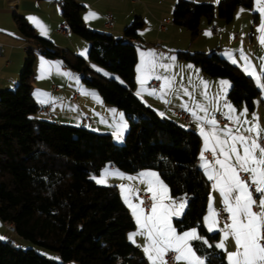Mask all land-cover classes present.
Returning a JSON list of instances; mask_svg holds the SVG:
<instances>
[{
    "label": "trees",
    "instance_id": "trees-1",
    "mask_svg": "<svg viewBox=\"0 0 264 264\" xmlns=\"http://www.w3.org/2000/svg\"><path fill=\"white\" fill-rule=\"evenodd\" d=\"M252 3L177 0L172 22L194 37L202 18L211 23L218 16L229 23L237 7L251 8ZM59 7L71 32L89 41V61L118 78L95 72L86 59L37 36L28 22L14 17L29 49L16 85L0 91V220L12 224L19 236L56 251L61 262L0 239V264H146L142 251L127 239L135 221L117 186L93 179L105 165L128 173L157 171L172 196L188 199L183 214L173 219L177 231L196 227L202 239L192 244L205 264H227L223 250L215 247L218 232L210 233L202 222L210 183L197 163L199 134L160 117L135 93L137 48L129 38L138 36L144 20L136 17L122 37H115L87 26L76 0H60ZM36 53L61 59L80 72L103 101L124 112L128 129L122 144L114 143L107 132L37 116L41 106L31 94ZM177 56L211 77L228 78V99L253 110L260 89L239 67L213 50L177 51Z\"/></svg>",
    "mask_w": 264,
    "mask_h": 264
},
{
    "label": "crops",
    "instance_id": "crops-1",
    "mask_svg": "<svg viewBox=\"0 0 264 264\" xmlns=\"http://www.w3.org/2000/svg\"><path fill=\"white\" fill-rule=\"evenodd\" d=\"M58 1L59 0H0V43L3 45V51L0 54V91L14 87L19 80L20 72L23 68L25 50L22 45L26 40L23 39L17 28L14 19L15 16H19L28 22L33 27L37 36L50 39L57 45L72 47L73 43H79L77 37L70 35L71 32L67 36H64L57 31L59 24L64 22L60 7L57 5ZM76 1L83 6L81 9V17L87 26L95 30L111 33L115 37H122L125 26L130 24L136 17H140L141 19L144 18L146 22L150 21L152 30L151 34H145L142 27L138 30V36L135 37L134 43L139 45L137 47V63L135 67V93L141 91V95L138 97L142 102L150 106L160 117L168 118L184 126L186 124L198 134L200 125H203L206 131H210L212 126L204 121H194L192 116L191 122L187 123L178 116L177 111H186L190 114L192 110H196L199 116H207L208 119H216V114L219 113L225 117L228 115L239 116L241 122L248 120L249 115H242L244 109L247 108L243 104H233L227 97L230 87L224 88L221 85V81H227L229 85H231L228 78L211 77L205 74L198 65L180 59L177 56V51L208 52L213 50L218 56L226 59L237 67H240V69L246 73L243 68L245 67L243 66L244 64H241L245 62V60L240 56L241 53L244 52V47L236 45L232 46V44L225 41L226 39L228 40L231 38L230 29L232 28V25H225L220 20L216 21V19H213L212 22L209 23L207 19L202 18L200 21L199 33L196 36L191 37L190 32L186 27L172 22V11L177 0H156V4L154 5V8L156 9H152V5L150 6L147 2L148 0ZM149 1L150 3L152 2V0ZM192 1H206L217 4L219 0ZM252 6L251 9H253ZM237 9L238 7L236 10ZM90 13L94 15H90ZM255 13L257 15V12ZM108 15L113 18L112 26L110 27L105 26V21ZM30 17H34L36 21L39 22V25L43 26V34L41 32V27L29 19ZM85 17L89 18L85 19ZM211 24L217 25L219 29L218 33L214 34L210 30ZM235 33H238V35L236 36ZM233 35L234 38H240V33L237 31L233 32ZM257 35L260 38L262 33L258 31ZM232 42L240 43L238 39H233ZM244 42L246 43V40H244ZM141 53H144L143 57L141 56ZM149 53H154L155 55H149ZM233 60H236V63H233ZM189 65H191V67H189ZM258 73L261 80L262 78L264 79V72L261 70ZM142 76L152 77L151 79H146V82L143 85V91L139 82ZM156 76L161 77V80H158L160 86L164 82V77H168L169 80L172 81L171 89L167 91L166 95H163V98H161L162 93L160 86L158 89H155L148 85V83L152 79H155ZM55 83L58 84V86L55 85ZM53 85L57 86V88L53 89ZM255 85L257 86V83H255ZM153 89L156 90V95L149 94ZM184 89H187L190 95H186ZM259 89L260 94L258 96H261L262 90L261 88ZM31 94L35 101L41 106V110L37 114L40 118L49 119L54 122L84 126L98 132H109L116 138L117 134H121L122 137H124V134L128 129L124 112L116 106L103 101L100 94L92 87L80 83L77 75L70 72L64 64H61L59 59L47 58L36 53L33 64ZM73 95H75V98L71 100ZM165 101L168 102L166 103ZM261 101L262 103L264 102V95H262ZM185 104L188 105V110H185L183 107ZM197 104L207 109V112L205 113L204 111L197 109ZM226 105H231L232 108L235 109V112L230 113ZM44 106L48 107L47 111L42 109ZM252 111L247 109V112ZM161 113H163V116ZM85 116L91 117L93 123L84 122L83 119ZM124 125H126V127H124ZM224 126L225 125L218 124V130L223 129ZM228 126L236 129L240 128L241 124L231 122V125ZM199 136L201 142L197 163L198 167L207 178L205 170L200 166V153L204 148V139L200 134ZM213 146L214 142L209 145V152H211ZM206 159L209 162H212L214 168L219 170V166L214 164L213 158L209 159L206 157ZM108 166L111 172L116 173L118 170L117 173L122 174L124 177L121 179L122 184L126 186L125 191L122 194V190L119 187L118 190L132 218H135L132 215L131 208L125 202L124 197L127 196L129 201L133 204H140L141 200L139 197L137 198V193L140 190L147 192L146 183L142 182L145 178L141 174L154 172L159 176L158 172L152 169H142L134 173H128L118 169L114 165ZM128 177H131L132 179H128ZM209 183L207 207L211 203L215 209L217 208V212L218 209L223 206L222 197L219 191L213 188L214 181L209 180ZM127 189H131V192L127 191ZM148 193L151 195L150 192ZM169 196L171 200H177V202L180 201V197H174L170 192ZM255 198L258 199V194ZM171 200H166L165 203H171ZM186 200L188 201L187 198ZM187 201L183 212L186 208ZM140 207H142V205H140ZM144 212L146 215L151 214L150 210L148 212L144 210ZM204 217L205 214L203 215L202 222L208 230ZM174 218L177 217H173L172 219ZM218 222L220 223V221ZM228 223H230V220ZM221 224L225 225L223 222H221ZM3 225L6 226V222L3 221ZM192 229L193 228L187 230ZM187 230H184V232ZM223 230L224 226L222 229L215 231L218 232L216 244L223 240ZM131 231L132 230L127 232V239ZM134 232L135 231L132 233ZM137 241H140L139 237L138 240H135V243L132 241L131 243L143 251V247L139 245ZM192 241L189 243L195 251ZM225 249L226 250H223V252L226 260L228 251L235 252L237 250L234 238L231 236L229 237V244H225ZM195 253L198 257L203 259L196 251ZM180 264H184V262H180Z\"/></svg>",
    "mask_w": 264,
    "mask_h": 264
},
{
    "label": "snow or ice",
    "instance_id": "snow-or-ice-1",
    "mask_svg": "<svg viewBox=\"0 0 264 264\" xmlns=\"http://www.w3.org/2000/svg\"><path fill=\"white\" fill-rule=\"evenodd\" d=\"M256 3L259 6L257 10L264 17V5H261V0H256ZM90 15L94 14L90 13ZM88 18L85 17V19ZM29 19L41 27L43 34V26L39 25L34 17ZM257 31L262 33L259 39L261 45L264 46V21H262ZM81 54L84 55V53ZM149 55L155 54L149 53ZM141 56L143 57L144 53H141ZM242 58L247 65L244 71L253 76L258 87L264 90V83H261L260 75L248 63L246 56H242ZM232 62L236 63V60ZM97 70L99 71V69ZM151 78V76L140 78L142 91L146 79ZM155 79L161 80V77L156 76ZM163 80L164 82L160 86L161 98L172 87V81L168 77H164ZM221 85L224 88L230 87L227 81H221ZM184 92L186 95H190L187 89H184ZM149 94L156 95L157 93L153 89ZM136 95L140 96L141 91H138ZM183 107L188 110L187 104ZM226 107L230 113L235 112L231 105H226ZM196 108L205 113L207 112V109L199 104L196 105ZM246 113L247 109H244L242 115ZM161 115L163 116V113ZM190 115L194 121H204L212 126L210 131H206L203 125L199 126V134L204 139V148L200 153V166L205 170L208 180L214 181L213 188L219 191L224 206L223 210L229 214L228 220H230V223L224 225L223 240L217 243L215 247L226 250L224 241L231 236L234 238L237 250L227 253V264H264V130L256 122L258 117L254 115L253 122L250 123L247 120L241 122L239 116L228 115L227 119L230 122L241 124V127L233 129L225 125L223 129L218 130V122L215 118L208 119L207 116H199L196 110H192ZM248 124H250L249 127L243 128V125ZM245 133L249 135H245ZM117 139H122V135L117 134ZM213 142L214 146L211 148V152L214 164L219 166V170L212 166V162H209L204 154ZM242 173L246 174V178L242 177ZM109 175L124 178L122 174L109 172L105 169L99 178L93 177V179L98 184H106ZM141 175L145 178L142 182L146 183V191L151 193V214L146 215L144 209L140 207L144 203L143 200L140 201V204H133L127 196L124 197L140 229L138 232L130 233L128 239L135 243L137 235L146 236L147 243L143 246V252L150 264H168L165 257L169 252L175 253L174 258H171L173 264H180V262H184V264H205L204 260L196 255L189 243L192 240L202 239L197 231L192 229L178 234L177 229L173 226L172 218L181 216L186 198H180L179 202L171 200L167 186L156 173L148 172ZM128 179L132 178L128 177ZM118 187L123 194L126 186L121 184ZM127 191L131 192V189H127ZM253 192L258 194V199L254 198ZM138 195L137 193V198ZM166 200H171V203H165ZM254 207L258 211H254ZM217 217L218 213L210 203L209 213L204 217L208 231L216 229ZM203 243L207 244L208 241L204 240ZM209 247H212V245H209Z\"/></svg>",
    "mask_w": 264,
    "mask_h": 264
},
{
    "label": "rangeland",
    "instance_id": "rangeland-1",
    "mask_svg": "<svg viewBox=\"0 0 264 264\" xmlns=\"http://www.w3.org/2000/svg\"><path fill=\"white\" fill-rule=\"evenodd\" d=\"M155 1L156 0H152V2H151L152 4L150 3L149 0L147 1L150 6L152 5V9H156V8H154V5L156 4ZM57 5L59 6V2L57 3ZM261 5H264V0H261ZM252 7H253V9L246 8V7H243V6L238 7V9L236 10L237 12L235 11L234 17L229 23H226V21L224 19L219 18L218 16H215L214 19H216V21H218V20L222 21L225 25H228V26L232 25V28L230 29L231 38L228 39V40L226 39L225 41L229 42L230 44H232V46L236 45V46L244 47V49H243L244 52L241 53L240 56L241 57L242 56H246L248 58V62L252 66V68H254L255 72L259 75L258 72H260L262 69H264V46H262L261 43L259 42V37L257 35V32H258L257 29L261 25L264 17H262L260 12L257 10L259 6L257 5L256 0H253V6ZM241 9H243V11H241ZM255 12H257L256 17L254 16ZM143 20H145V19L143 18ZM150 24H151L150 21L146 22V20H145V24L143 25V29L145 31V34H147V35L151 34V32H152ZM235 31L240 33V38H234L233 32H235ZM70 35H74V37H77L79 43H73L72 47L60 46V45H57V44L56 45L61 47V48L68 49L69 51H71V52L79 55L80 57L86 59L88 61L87 64L95 72L101 73V74H104V75H105V73H107L106 76H113V77L118 78L115 73L107 71L104 68H102L101 66H99L98 64L89 61V57H88L89 48H90L89 41L85 40L84 38H82V37H80L77 34H74L72 32H71ZM233 39H238V41H240V43H233L232 42ZM243 39L246 40V43L244 42ZM245 44H246V46H245ZM138 46L139 45H136V48ZM81 53H84V55H82ZM55 59H59V58H55ZM59 60L61 61V64H64L61 59H59ZM241 64H244L243 66H245V67L247 66L246 62H243ZM66 67L69 69L70 72L75 73L77 75L80 83L85 84L82 81V74L80 72H78V71H76V70H74V69H72V68H70L68 66H66ZM245 67H243V68H245ZM97 69H99V71ZM261 75H262V73H261ZM251 77L253 78V76H251ZM253 80L255 81L254 78H253ZM261 81H262V83H264V79L263 78H262ZM255 83H256V81H255ZM55 85L58 86V84H56V83H55ZM93 89H95V88H93ZM95 91H97V90L95 89ZM262 95H264L263 90H262L261 96H258L255 99V108H254V110L252 112H247L246 114L249 115L247 121H249L250 123L253 122L252 120H253V116L254 115L256 117H258V121H256V122L259 124L260 128H262V130H264V102L262 103V101H261ZM66 124H68V123H66ZM185 126H187V125L185 124ZM243 126H244L243 128H247V127L250 126V124L243 125ZM90 130H92V129H90ZM126 132H125V134H126ZM107 133H109V132H107ZM245 134L249 135L248 133H245ZM123 138L124 137H122L121 140H118L116 137L112 136V141L114 143H116V144H122ZM105 169H107L109 172H111L109 166L105 165L100 170V173L98 175H96L95 177L99 178L104 173ZM117 172H118V170H117ZM116 184H118V185L122 184V179L119 178V176L109 175V176H107V183L106 184H99V185L105 186V185H116ZM118 185H116L117 188H118ZM180 198H185V197H180ZM212 208L215 211L217 209V208L215 209L213 206H212ZM253 210L254 211H258V209L255 208V207H254ZM208 213H209V206L206 209L205 216H207ZM133 219L135 221V218H133ZM172 222H173V219H172ZM223 226L224 225L221 224V222L220 223L218 222V224L216 226V229L214 231H210V233L218 231L219 229H222ZM135 227L136 228H134L130 233H132L133 231H135V232L140 231L139 226L136 224V222H135ZM193 229H195L197 231L196 227H193ZM187 231H190V230H187ZM177 232H178V234H182L184 231H177ZM197 233H198V231H197ZM136 237H135V240H138V237L140 239V241H137L139 245H141L142 247L146 245V243H147L146 236L137 235ZM0 239H2V240H10V241L14 242L15 246L21 247L22 249L32 248L33 250H35L39 254L47 256V257H49V258H51V259H53V260H55L57 262H61V258H60L59 254L56 251H54V250H52V249H50L48 247L36 244V243H34V242H32V241H30L28 239H25V238L19 236L16 232L8 231L7 227L3 225V221L2 220H0ZM225 244H229V238L225 241ZM227 250H229V249H227ZM142 253L144 254V256H145V258L147 260V257L145 255V253L143 251H142ZM66 264H79V263L74 261V260H69V261L66 262ZM146 264H150V262L147 260Z\"/></svg>",
    "mask_w": 264,
    "mask_h": 264
},
{
    "label": "built area",
    "instance_id": "built-area-1",
    "mask_svg": "<svg viewBox=\"0 0 264 264\" xmlns=\"http://www.w3.org/2000/svg\"><path fill=\"white\" fill-rule=\"evenodd\" d=\"M59 3H60V0H59ZM112 20H113L112 16L108 15L107 18H106V21H105V26H107V27L112 26ZM210 30L214 34H216V33H218V30L219 29H218L217 25L211 24L210 25ZM57 31L60 34L64 35V36H67L71 32L70 27H69V25L66 22L60 23L59 26H58V28H57ZM235 35L237 36L238 33H235ZM129 40L132 43L135 42V38H129ZM22 47L24 48V50H28L29 49V45L27 43H24L22 45ZM2 51H3V45L0 43V54L2 53ZM148 85L150 87H153L155 89H158L159 86H160V83H159L158 80L152 79L148 83ZM52 88L53 89H56L57 86L53 85ZM74 98H75V95H73V97H71V100H73ZM42 109L45 110V111H47L48 110V107L44 106ZM177 114H178V116L183 121H185L187 123L191 122V115L188 112H186V111H177ZM216 120H217L218 124H220V125H231V122L227 119V117H225L222 114H219V113L216 114ZM83 121L84 122H88V123H93L92 118L89 117V116H85L84 119H83ZM204 154L209 159H212L213 158L212 153L209 152V151H206ZM241 175H242V177H245L246 178V174H243L242 173ZM138 194H139L138 197L140 198V200H143L144 201V203L142 204L143 209L146 212H148L150 210V208H151V203H152V201L150 199L151 195L148 192H145V191H142V190H140L138 192ZM253 196L255 198L257 196V194L255 192H253ZM217 213H218V217H217L218 221L223 222V223H228L229 222V220H228L229 214L223 210V206H221L218 209ZM6 227H7V229L9 231L14 232V227H13L12 224L7 223L6 224ZM174 256H175V253H172V252H169L168 253V255L165 257V259L168 260V264H173V259H171V258H174Z\"/></svg>",
    "mask_w": 264,
    "mask_h": 264
}]
</instances>
